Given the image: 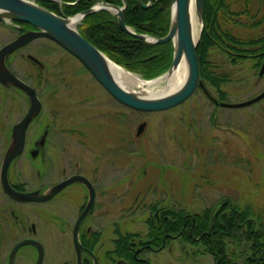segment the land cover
Wrapping results in <instances>:
<instances>
[{
	"label": "rangeland",
	"instance_id": "rangeland-1",
	"mask_svg": "<svg viewBox=\"0 0 264 264\" xmlns=\"http://www.w3.org/2000/svg\"><path fill=\"white\" fill-rule=\"evenodd\" d=\"M32 1L36 2V0ZM234 1L237 2L234 6L242 9V0ZM17 25L11 21L0 22V47L18 35ZM256 30L244 29L242 34L253 35L258 31ZM211 52L210 59L213 64L231 75V80L222 83L226 91V99H221L217 91L207 84L212 95L219 99V103L245 101L264 90V75H260V67L255 66L254 58L239 59L232 63L233 61L227 59L224 54L214 55L220 53L216 49H212ZM28 54L39 58L45 68L39 70L36 63L27 57ZM12 59L11 66L20 76L31 79L40 76L47 79L44 83L46 89L42 92L46 102V112L57 106L60 113L58 112L56 116H60V120L58 118L60 125L66 128L78 126L84 129V125L88 124L86 117L92 113L86 110L87 106L76 110V103L73 100L66 103L70 98V90L65 85L73 79L80 87L89 84L87 92H92L93 88V92L99 94L101 90L97 89L93 76L78 59L54 41L44 37L22 48ZM61 82L64 87L49 97V92L53 91L50 89L52 84ZM157 85L155 90H162L166 80L160 81ZM3 91L2 97L0 89V124L4 121L12 125L24 115L27 100L14 95L10 90H7L9 93ZM80 93L83 92L80 90ZM102 97L105 117L102 127L97 129L98 133H91V136H97L98 141L104 143L119 140L120 146L126 149L130 148L128 139L135 141L132 145L136 150L135 160L129 163V159L125 158L121 162L122 174H134L135 187L130 185L125 187L132 176L123 177L120 182V189L126 188V191L130 192L129 195L135 191L134 206L140 205L142 201L148 203L155 199L153 190L159 177L163 176L164 179H170L165 183L160 180L164 188L158 185V189H169L174 194L182 193L180 200L183 201L184 208L191 213H198L205 207L214 205L224 196L242 205L252 203L255 209L264 210V98L252 105L228 107L214 103L203 89L198 88L190 98L170 109L138 111L119 104L105 90ZM66 104L73 113L67 111ZM113 111L120 112V121L114 117ZM142 121H147V125L144 131L137 135L138 125ZM94 122L96 126L97 122ZM90 125L93 123L91 122ZM61 137L64 142L56 140L59 143L57 145L59 156L52 150H46L49 158L46 164L48 168L41 178L43 181H39L40 185L53 182L61 175L63 169L67 168L64 151L67 147L66 138L69 142L72 140L66 133L61 134ZM92 137L89 139L90 142ZM1 143L2 140L0 147ZM15 164L14 175H18L31 186L38 184L35 169L31 163H28L26 157H21ZM39 168L43 170L42 165H39ZM130 200L132 201L133 198ZM130 226L131 223H127L128 230H131ZM109 229L112 231L110 227ZM54 230L55 228L47 229L48 232ZM59 232L56 230L53 237L70 243L68 235L62 238ZM108 233L109 230L106 231V236ZM172 243V253L175 254L178 242L172 241ZM50 246L57 255L58 245ZM65 246L66 251L71 250L73 254V247ZM191 246L189 243L186 244L184 256L182 253L183 257L179 259L180 264H215L210 254L201 252L193 255ZM168 253L170 251L166 249L157 256L153 255L154 263L158 264L159 258L165 257L164 254ZM54 259V263L61 260L57 257ZM23 262L27 264L26 259ZM176 263L177 261L174 260V264Z\"/></svg>",
	"mask_w": 264,
	"mask_h": 264
},
{
	"label": "flooded vegetation",
	"instance_id": "flooded-vegetation-1",
	"mask_svg": "<svg viewBox=\"0 0 264 264\" xmlns=\"http://www.w3.org/2000/svg\"><path fill=\"white\" fill-rule=\"evenodd\" d=\"M92 5L94 4H91L90 7ZM84 19L83 24L85 23ZM110 19L117 22L115 14ZM17 24L18 35L29 29H35L32 25ZM111 34L114 35L113 32ZM36 39L10 53L7 57L8 66L18 76L20 75L11 66L12 57ZM27 57L36 63L39 70L45 68L43 62L36 56L28 54ZM20 78L35 90L42 108L26 127L23 150L12 160L8 169L9 183L17 191H39V194L50 188L52 190L64 181H69V183L56 190L46 200L38 198L26 201L18 200L5 189L2 182L3 161L12 140L14 126L27 113L32 100L30 94L21 87L4 84L0 81L2 97L4 96L3 90L6 93H9L10 90L14 95L27 100V109L16 123L9 125L1 121L0 124V140H2L0 147V264H25L23 262L25 259L27 264H39L41 249L43 251L41 264H155L152 256H157L166 249L170 253L159 258L158 264H174V260L177 261L176 264H180L179 259L184 256L186 244L189 243L184 239L183 234L187 226L186 217H191L194 224L196 213H191L188 210L189 213H184L186 209L183 201L180 200L182 193L174 194L169 189H158V185L164 188L160 184V180L165 183L170 178L159 177L153 190L155 199L148 203L142 201L140 205L135 204L134 206L136 203L135 191L129 195V190L120 189L121 179L126 176H132V179L128 185L125 184V187L129 185L135 187L134 174L121 173V162L125 158L129 159V163L131 160H135L136 150L132 147L135 141L128 139L130 148L126 149L120 146L119 140L104 143V141L99 142L97 136H91V133H98L97 129L102 127L105 117V112L102 110V95L106 89L102 84L93 77L97 89L101 90L99 94H95L93 88L92 92H87L89 84H83L80 87L79 84L74 83L73 79L67 82L65 86L70 90V98L66 103L73 100L76 103V110L87 106L86 110L91 111L92 114L86 117L88 124L84 125V129L78 126L66 128L60 125V116H56L58 112L60 113L57 106L46 112V102L42 92L46 89L44 83L47 82V79L40 76L32 79L22 76ZM62 87H64L62 82L52 84L50 89L53 91L49 92V97ZM80 90L83 92L82 94ZM106 92L113 100L121 104L108 91ZM78 97L81 98L77 99ZM66 105L67 111L73 113L68 104ZM113 114L120 121V112L113 111ZM94 121L97 122L96 126ZM91 122L93 125H90ZM33 128L35 129L31 135ZM85 131L87 133L84 134ZM64 133L72 140L69 142L66 138L67 147L64 151L67 168L63 169L60 176L56 175L57 178L53 182L40 185L39 181H43L41 178L44 177L46 168H48L46 164L49 158L46 150H52L59 156L57 149L59 143L56 140L64 142L61 137V134ZM84 137L85 139H83ZM91 137L92 142L89 141ZM21 157H26L28 163L34 167L38 184L31 186L30 183L21 180L18 175H14L15 163ZM39 165L43 166V170L39 168ZM130 198H133V202ZM223 198H227V196ZM127 223H131V230L126 227ZM175 226L178 228L177 232L168 231L169 227ZM54 228L55 230L52 232L47 231V229ZM56 230L60 231L59 236L62 235V238L68 235L70 243L55 239L53 234H56ZM107 230L109 233L106 236ZM196 238L200 240L201 235ZM25 239L38 242L39 246L34 243L21 245L11 259L15 246ZM172 241L178 242L175 254L172 253ZM50 245H58L57 255L54 254V250H51ZM65 245H68V248L70 245L73 247V254L71 250L66 251ZM77 245L80 246V251ZM191 245L193 255L202 252L200 245L197 247ZM211 256L216 264L214 256ZM56 257L57 259L61 258L58 263H54Z\"/></svg>",
	"mask_w": 264,
	"mask_h": 264
},
{
	"label": "trees",
	"instance_id": "trees-1",
	"mask_svg": "<svg viewBox=\"0 0 264 264\" xmlns=\"http://www.w3.org/2000/svg\"><path fill=\"white\" fill-rule=\"evenodd\" d=\"M95 1L38 0V3L59 14L72 15L88 9ZM105 1L123 4V0ZM126 1L124 14L128 25L158 37L168 33L172 0H151L146 8L139 0ZM234 4H237L234 0H205V26L197 47L201 57L200 77L221 99L227 98L222 83L231 80V75L213 64L212 49L220 52L214 55L224 54L232 63L254 58L255 66L260 67L264 62V0H242V9ZM111 16L106 10L90 13L85 23L78 25L79 30L117 63L144 78L158 76L168 69L174 51L171 41L156 44L137 39L112 21ZM244 29L258 31L244 36ZM195 215L194 224L191 217H186L184 239L213 255L216 264H264V210L227 197ZM168 231L177 232L178 228L169 227ZM200 235L198 240L196 237Z\"/></svg>",
	"mask_w": 264,
	"mask_h": 264
},
{
	"label": "water",
	"instance_id": "water-1",
	"mask_svg": "<svg viewBox=\"0 0 264 264\" xmlns=\"http://www.w3.org/2000/svg\"><path fill=\"white\" fill-rule=\"evenodd\" d=\"M124 2V5L120 6L101 0L85 11L64 16L32 0H0V19L23 21L36 27V29H30L20 34L0 48V81L4 84H14L21 87L30 94L32 100L31 107L27 113L14 126L12 140L2 165V182L5 189L14 198L22 201L36 198L46 200L50 198L52 193L56 190L63 188L69 183V181H64L52 188V190L50 188L44 193L39 194V191H17L10 185L8 180V169L10 164L23 150L26 127L40 112L42 104L35 90L8 67L6 60L10 53L26 45L33 39L48 37L57 42L77 57L114 98L133 109L140 111H159L172 108L186 101L194 93L198 85L205 89L206 93L213 101L218 102V99L210 94L202 80H200V57L197 53V46L204 26V0H172L170 29L166 35L161 37L148 33L136 32L127 25L124 15L127 2L126 0H124ZM140 3L143 7L149 6V3H144L143 0H140ZM192 4L197 13L198 21L201 23L198 37L195 36L193 30ZM98 9H108L112 11L118 17L119 25L137 39H142L151 43H166L172 41L174 45L173 60L167 71L157 77L143 79L151 81L163 76L171 77L180 65L182 59L185 58L188 66V75L184 83L173 91L168 92L166 90L162 93H150L145 90H140L139 88L135 90L124 87L114 76L112 66L117 65L125 70L128 69L115 62L105 52L88 40L76 26L85 16ZM128 71L134 73L130 70ZM259 73L260 75H264V63ZM262 98H264V90L251 99L241 102L222 101L221 105L242 107L259 101ZM146 124V121L139 124L137 131L138 135L143 132ZM27 243H34L39 246L38 242L25 239L15 246L11 259L17 248ZM77 248L80 251V246L77 245ZM42 257L43 251L41 249L39 264L42 262Z\"/></svg>",
	"mask_w": 264,
	"mask_h": 264
},
{
	"label": "bare ground",
	"instance_id": "bare-ground-1",
	"mask_svg": "<svg viewBox=\"0 0 264 264\" xmlns=\"http://www.w3.org/2000/svg\"><path fill=\"white\" fill-rule=\"evenodd\" d=\"M192 23L193 30L196 37H198L200 32L201 23L198 21L197 13L195 11L194 5L192 4ZM112 72L116 79L126 88H139L140 90H145L150 93H162L164 91H173L177 89L182 83H184L185 79L188 75V66L186 59L183 58L180 65L174 72L171 77L163 76L156 80L147 81L144 80L140 75L136 73H131L128 70H125L122 67H118L117 65L112 66ZM166 80V85L162 90H155L158 86L157 84Z\"/></svg>",
	"mask_w": 264,
	"mask_h": 264
}]
</instances>
